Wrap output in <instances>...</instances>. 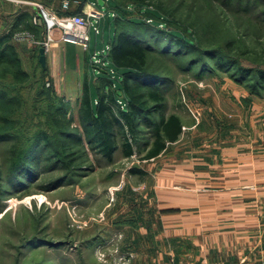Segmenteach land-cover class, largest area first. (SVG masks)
<instances>
[{
	"label": "rangeland",
	"instance_id": "rangeland-1",
	"mask_svg": "<svg viewBox=\"0 0 264 264\" xmlns=\"http://www.w3.org/2000/svg\"><path fill=\"white\" fill-rule=\"evenodd\" d=\"M119 2L130 18L145 21L149 10L160 9L200 33L207 46L227 49L226 56L243 66L264 69V0ZM36 3L40 11L41 6L50 11ZM102 7L106 15L100 33H91L92 50L109 44L116 31L109 7ZM36 27L38 35L15 37L27 80L0 81L15 98L9 113L0 103V264H134L135 259L155 264L154 257L159 264H235L232 202L235 196L246 198L244 186L264 182V86L253 88L254 79H242L234 67L208 54L183 55L176 46L170 56L156 50L152 62L164 78L165 113L181 118L180 138L145 159L155 136L142 126L130 157L120 136L110 160L80 147L66 158L60 151L63 134L75 129L70 113L57 110L51 80L39 63L47 26ZM53 57L51 73L64 94L72 80L60 55ZM104 59L90 62L106 67ZM90 73L91 81L102 84L99 71ZM73 81L80 84L77 76ZM22 142L32 150L18 170H10ZM189 172L196 179L192 184ZM207 177L219 185L205 186ZM215 199L218 205H200Z\"/></svg>",
	"mask_w": 264,
	"mask_h": 264
},
{
	"label": "trees",
	"instance_id": "trees-1",
	"mask_svg": "<svg viewBox=\"0 0 264 264\" xmlns=\"http://www.w3.org/2000/svg\"><path fill=\"white\" fill-rule=\"evenodd\" d=\"M72 1L77 5L74 11L71 8L63 10L61 6L58 13H81L86 0ZM119 1L107 0L105 4L110 12L115 13L111 17L115 19L116 31L105 54L106 67L98 68L102 84L91 81L86 75L81 93L74 102L67 94L60 93L49 67L44 69L39 62L51 80V93L59 103L57 110L63 114L70 113V120L74 125L75 130L64 132L61 142L60 151L65 152L66 158L71 157L75 148L80 147L85 154L89 152L88 149L97 150L110 160L119 149L120 136L123 138L124 154L130 157L135 153L134 143H137L142 126L151 129L155 136L145 159L157 157L169 143L180 138L183 132L181 118L174 113H165L164 78L152 62V55L156 50L160 49L162 53L170 56L176 46L183 51V55L205 53L213 57L214 61L225 62L234 67L236 74L242 75V79H254L253 88H257V83L264 86V69L243 66L236 58L226 56L227 49L207 46L200 33L191 32L189 27L181 25L180 22H173L160 9L149 10L151 15L146 21L130 18L128 10ZM122 1H126L127 5L144 4V0ZM36 26H42L43 31L46 29L45 19L39 8L32 12H21L14 18L10 28L0 33V81L12 80L20 83L27 80L28 72L23 66L15 37L19 32L40 34ZM166 41L167 44L164 45ZM228 47L232 49V42ZM177 53L181 54L178 51ZM217 53H221V56H216ZM10 92V89H1L0 86V103L2 102L1 106L7 113L15 99L8 96ZM6 117L8 115H3L2 119L6 121ZM63 125L66 127V121ZM40 135L50 147L52 143L48 134L42 132ZM22 143V148L12 159L10 170H18L32 150L27 146L29 142Z\"/></svg>",
	"mask_w": 264,
	"mask_h": 264
},
{
	"label": "crops",
	"instance_id": "crops-1",
	"mask_svg": "<svg viewBox=\"0 0 264 264\" xmlns=\"http://www.w3.org/2000/svg\"><path fill=\"white\" fill-rule=\"evenodd\" d=\"M89 1L95 2L98 7L102 8L98 0ZM36 2H41L43 5H46L48 9L53 11L59 10L62 6V1L60 2V0H0V27L4 29L3 32L10 28L12 21L18 14L26 10L30 12L36 10V8H38ZM29 3L32 4V6H30ZM76 6V2L72 1L71 10L74 11ZM108 13L110 15V12ZM93 30V28L89 29L91 39L87 49H84L81 45L73 42L54 39L47 51V63L50 73L51 62L54 59L53 54L55 58L59 55L62 58V62L65 65L64 73L66 77H69V79L72 80L65 88L64 93L69 96L71 95V99H74V97L77 98L80 95L84 78L86 75L90 78L91 69L93 68L95 71H99V69L96 66L91 65L90 62L93 52L100 51L97 45L94 50L91 49V33ZM56 34L57 36L60 34L58 30ZM109 44L101 50L107 48ZM71 72L73 74H71ZM51 75L54 78V74L51 73ZM76 76L80 79L79 85H76L73 81ZM192 175L193 173L189 172L188 178L189 183L191 184L196 181ZM206 175L209 176L210 174L207 173ZM164 179L166 180V178ZM217 185H219V181L209 177L205 186L217 187ZM244 187V193L247 194L246 198L244 196L242 198H236L235 196V201L232 202L234 203L233 206H235V264H264V234L261 230V228L264 227V182ZM236 188L238 189L235 185V189ZM218 201L219 200L216 199L210 201L206 200L201 202L200 205L202 207H212L218 205ZM159 235L160 234H157V239H159ZM157 245L159 247V241H157ZM152 261L155 264H159L160 259L159 257H154ZM140 263H142V261H140ZM209 263L216 264L215 261H208L207 264ZM134 264H138L137 259L134 260Z\"/></svg>",
	"mask_w": 264,
	"mask_h": 264
},
{
	"label": "built area",
	"instance_id": "built-area-1",
	"mask_svg": "<svg viewBox=\"0 0 264 264\" xmlns=\"http://www.w3.org/2000/svg\"><path fill=\"white\" fill-rule=\"evenodd\" d=\"M107 0H104V5ZM71 0L62 1V9L69 10L71 8ZM103 8V7H102ZM41 14L45 19L47 26V38L45 42V47L48 51L51 42L57 37L60 40L73 42L81 45L84 49L89 47L90 43V33L89 29L93 28L96 33H100V22L102 17L106 15V12L101 10L95 2L86 0L84 2L83 10L81 13H76L72 15H60L58 11L46 10L41 6ZM110 15L114 16V12H110ZM59 31L57 36L56 32ZM107 48L95 51L92 55L91 61L98 63L102 61V56L107 53ZM106 64V62L104 61ZM97 68H101L99 65H95ZM114 73V71L112 70Z\"/></svg>",
	"mask_w": 264,
	"mask_h": 264
},
{
	"label": "water",
	"instance_id": "water-1",
	"mask_svg": "<svg viewBox=\"0 0 264 264\" xmlns=\"http://www.w3.org/2000/svg\"><path fill=\"white\" fill-rule=\"evenodd\" d=\"M99 4L101 6H104V0H98ZM39 61L44 69L48 68V63H47V49L46 47H41L40 48V57Z\"/></svg>",
	"mask_w": 264,
	"mask_h": 264
},
{
	"label": "bare ground",
	"instance_id": "bare-ground-1",
	"mask_svg": "<svg viewBox=\"0 0 264 264\" xmlns=\"http://www.w3.org/2000/svg\"><path fill=\"white\" fill-rule=\"evenodd\" d=\"M56 39H59L58 37Z\"/></svg>",
	"mask_w": 264,
	"mask_h": 264
}]
</instances>
